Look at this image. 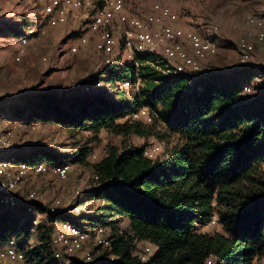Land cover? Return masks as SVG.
Masks as SVG:
<instances>
[{"label":"trees","instance_id":"1","mask_svg":"<svg viewBox=\"0 0 264 264\" xmlns=\"http://www.w3.org/2000/svg\"><path fill=\"white\" fill-rule=\"evenodd\" d=\"M159 67L167 70L153 56L136 55L104 69L101 78L108 86L118 84L122 92H128L122 88L125 82L139 81V92L131 101L122 98L115 103L103 95L85 94V87L100 81L98 75L85 79L77 95L25 96L21 111L10 107L5 116L26 125L53 124L66 132L87 130L96 135L107 130L147 138L151 127L131 118L147 108L150 122L163 128V139L171 144L161 159L145 155L144 146L109 147L92 164L96 179L84 198L101 200L103 206L97 209L99 215L84 219L103 229L112 217L128 222L125 235L107 237V247L96 246L101 253L92 264H207L210 258L217 264H253L264 256V101L239 96L257 69L192 79L164 75ZM94 90L99 89L90 92ZM124 118L130 119L116 122ZM18 153V159L28 164L76 165L85 160L89 148L81 147L70 156L40 149H30L25 157ZM27 207L44 212L39 203L9 208L0 219V240L16 239L27 264H57L54 224L68 215L48 213L33 226ZM213 218L219 232L197 231ZM135 241L157 250L142 261Z\"/></svg>","mask_w":264,"mask_h":264},{"label":"rangeland","instance_id":"2","mask_svg":"<svg viewBox=\"0 0 264 264\" xmlns=\"http://www.w3.org/2000/svg\"><path fill=\"white\" fill-rule=\"evenodd\" d=\"M50 1L52 0H48V4ZM45 2L46 0H0V118L6 115L5 112L10 107L16 113L20 112L23 107L22 99L25 96L42 93L57 96L77 95L78 92L83 91L80 90V85L85 79H92L98 75L100 81L95 82L93 87L89 86L91 90L85 87L88 92L83 91L85 94L103 95L115 103L122 98L125 101H131L136 92H139V81L135 83L127 81L130 87H124L123 84L122 88L128 92H122L118 84L108 86L101 78L104 69L113 67L116 63L120 65L131 61L127 57L125 48L122 47L121 32L114 34L117 45L112 51L100 52L96 47L100 42L96 41L98 36L89 28V17L96 11V6L91 10H67L62 22L54 26L49 24L47 27L41 18V7ZM156 3H162L170 9L172 18L168 23L178 33L179 40L182 41L188 56L192 55L185 41V33L189 31L207 36V33L211 34L210 28H212L215 31L214 38L218 48L213 56L197 61L198 71L192 72L191 69L176 61L164 62L167 70H161L159 67L157 68L159 71L161 70L164 75H178L184 72L185 76L198 79L210 75H233L239 70L254 67L257 72L243 84L245 88L242 89L243 92L239 98L248 101L252 99L264 101V56L261 50L255 45L256 49L253 48L251 60L244 64L240 63L237 51L238 43L244 40L248 30L245 29L243 20L245 21L246 16L264 15V0H125L124 9L128 17H137L148 22L154 12L151 8ZM28 26L44 30L45 35L30 40L28 45L22 47L21 38ZM258 29L260 32H257ZM258 29H252L253 33H264V26L263 29L262 27ZM154 30L159 32V29L154 28ZM162 48L163 44L159 43L156 48L158 56H161ZM44 57L45 62L42 61ZM97 83L99 86L95 87ZM93 89L99 90L90 92ZM145 109L133 114L131 118L151 127L152 135L147 138L123 137L107 130H100L96 135L87 130L66 132L53 124L38 122L33 123V129H28L25 124L26 127L17 133L18 155L22 157H25L30 149H40L58 156H70L81 147L89 148V153L83 162L76 165L68 164L70 171L66 180H61L48 172V176L34 178L31 182H26L23 187V190L28 192L36 191V202L44 206L50 207L58 201L60 209H68L75 205L79 207L78 214L60 211L68 216L54 224L58 226L56 233L61 230L63 224L70 223L86 229L89 234L82 249L59 248L64 260L84 264L81 261L85 255L97 259L101 251L96 249V246L106 247L103 242L109 241L107 237L123 236L127 232V220L117 217L107 219L109 223L106 224L107 228H100L102 232H98V228L84 218L95 214L97 209L103 206V202L95 199L85 201L84 193L93 186L92 164L103 157L109 147L122 150L129 146H144L145 155L152 159H161L169 149L171 142L168 144L163 139L165 134L163 128L159 123L150 122L149 110ZM127 119L130 118L116 122L123 123ZM93 155L95 159L92 158ZM9 210V207L5 205L0 206V219ZM96 215L99 214L96 213ZM22 216L23 212L19 215L20 220ZM36 218L39 222L44 219L42 215ZM197 231L219 232L220 227L213 218L210 223L198 226ZM34 240L32 236L29 240L31 245ZM142 242H134L138 254H141V260L144 255L145 259L152 257L157 250L155 246L151 247V244ZM145 247L150 250L146 252ZM111 260L114 259L111 258ZM207 264H217V261L210 258ZM253 264H264V256Z\"/></svg>","mask_w":264,"mask_h":264},{"label":"bare ground","instance_id":"3","mask_svg":"<svg viewBox=\"0 0 264 264\" xmlns=\"http://www.w3.org/2000/svg\"><path fill=\"white\" fill-rule=\"evenodd\" d=\"M124 5L125 0H52L48 4V25L50 24L54 26L58 24V22H62L64 20L63 16H65L64 14L67 12V10H91V8L94 9L96 6V11L89 17V28L93 34L96 33L98 36V40L96 41L100 42L98 44L96 43V47L100 52L104 51L107 53L112 51L113 47L117 45L114 34L119 31L121 32L122 36V47L125 48L129 60L132 61L136 55H154L153 57H155L157 64L176 61L177 63L191 69L192 72H195L199 70L197 65L198 60H204L206 57H211L218 50L216 39L214 38L215 31L212 28H210L211 31L209 30L211 34L207 33V36L199 35L196 32L189 31L185 33V41L189 45V52L192 51V55L190 54L191 56H188L182 46V41L179 40L178 33L173 28V26L168 23V21H170L172 18V14L167 6L163 5L162 3L154 4V6L151 8L154 12L152 13L149 21L146 22L138 19L137 17H128L125 12ZM157 21H161V28H165L168 35H172L176 40L170 42V44H166V46H163L161 49V56H158V52L156 51L158 44H162L161 34L154 30V28L157 29ZM243 23L245 29L248 30L246 31V37L244 35V40L239 42L237 47L241 64L248 62V60L252 58L251 55L254 51L253 48H255V45L259 47L262 56H264V33L255 32L254 34L252 31V29L255 28L256 30L258 28L261 29V27L263 29L264 15L259 14L255 16H246V19L245 21L243 20ZM257 32H260L259 29ZM180 75L185 74L183 72L180 73ZM98 86L99 83L95 85V87ZM128 86L129 82H125L124 87ZM92 158L95 159V156L93 155ZM69 171L70 165H68V163L63 165H48V172L53 173V175H56L61 180H66L69 175ZM94 178L96 179V177ZM60 211H64L67 214H78L79 207L75 205L69 207L68 209H60L58 201L48 207V213H56ZM99 231L100 233L102 232L100 228H98V232ZM88 235L89 234L86 229L79 228L75 224H63L61 230L55 234L52 243V247L54 249L53 256L56 259V263L73 264V261L64 260L62 252L59 248L66 247L71 249L73 248L75 250L82 249V245L85 243V241H87ZM107 244L108 241L103 242V245L106 247ZM148 249H146V252H148ZM139 255L141 259V254ZM148 259L149 258L145 259V255L142 256V261H147ZM92 260L94 262V259H92L89 255H85L81 262L84 264H89L92 262Z\"/></svg>","mask_w":264,"mask_h":264},{"label":"built area","instance_id":"4","mask_svg":"<svg viewBox=\"0 0 264 264\" xmlns=\"http://www.w3.org/2000/svg\"><path fill=\"white\" fill-rule=\"evenodd\" d=\"M41 18L48 27V0L41 7ZM157 29L162 37V44H170L176 41L172 35H168L165 28H161V21H157ZM45 31L28 26L21 38V46L25 47L30 40L43 37ZM170 52V51H169ZM19 60V58L17 59ZM43 62L46 61L44 57ZM26 125L20 120H13L7 116L0 118V204L9 208L29 206L36 202V191L23 190L26 182L34 178L48 176V164L21 161L16 156L19 145L16 142L17 133ZM33 124L27 125L33 129ZM44 212H35L27 207L26 213L32 216V225L37 226L39 221L36 217L48 216V206H44ZM0 264H27L24 252L18 248L17 240L13 237L0 240Z\"/></svg>","mask_w":264,"mask_h":264},{"label":"crops","instance_id":"5","mask_svg":"<svg viewBox=\"0 0 264 264\" xmlns=\"http://www.w3.org/2000/svg\"><path fill=\"white\" fill-rule=\"evenodd\" d=\"M87 48H88V46H87ZM87 48H86V49H87ZM127 228H128V224H127Z\"/></svg>","mask_w":264,"mask_h":264}]
</instances>
